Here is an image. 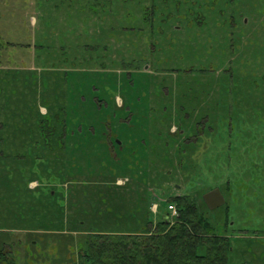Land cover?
<instances>
[{
	"label": "rangeland",
	"instance_id": "obj_1",
	"mask_svg": "<svg viewBox=\"0 0 264 264\" xmlns=\"http://www.w3.org/2000/svg\"><path fill=\"white\" fill-rule=\"evenodd\" d=\"M175 197L264 264V0H0V246L88 264Z\"/></svg>",
	"mask_w": 264,
	"mask_h": 264
},
{
	"label": "trees",
	"instance_id": "obj_2",
	"mask_svg": "<svg viewBox=\"0 0 264 264\" xmlns=\"http://www.w3.org/2000/svg\"><path fill=\"white\" fill-rule=\"evenodd\" d=\"M169 204L177 214L172 220L165 215L154 227L149 219L135 229L89 233L81 257L88 264H227L229 238L218 233L213 217L204 216L199 204L185 197ZM0 264H16L6 243L0 246Z\"/></svg>",
	"mask_w": 264,
	"mask_h": 264
},
{
	"label": "water",
	"instance_id": "obj_3",
	"mask_svg": "<svg viewBox=\"0 0 264 264\" xmlns=\"http://www.w3.org/2000/svg\"><path fill=\"white\" fill-rule=\"evenodd\" d=\"M202 199L209 210L217 209L225 204V198L218 187L205 192Z\"/></svg>",
	"mask_w": 264,
	"mask_h": 264
},
{
	"label": "flooded vegetation",
	"instance_id": "obj_4",
	"mask_svg": "<svg viewBox=\"0 0 264 264\" xmlns=\"http://www.w3.org/2000/svg\"><path fill=\"white\" fill-rule=\"evenodd\" d=\"M201 125L199 126V125H197V133H202L203 131H204V129H205V123H206V120H202L201 122ZM201 135H203V134H201ZM193 138V137H192ZM205 139V138H204ZM193 140H194V138H193ZM256 174V173H255ZM223 194V193H222ZM223 196H224V194H223ZM224 198H225V196H224ZM225 203H226V199H225ZM225 205V204H224Z\"/></svg>",
	"mask_w": 264,
	"mask_h": 264
},
{
	"label": "built area",
	"instance_id": "obj_5",
	"mask_svg": "<svg viewBox=\"0 0 264 264\" xmlns=\"http://www.w3.org/2000/svg\"><path fill=\"white\" fill-rule=\"evenodd\" d=\"M168 210L174 215L176 213V209L173 205H168Z\"/></svg>",
	"mask_w": 264,
	"mask_h": 264
}]
</instances>
